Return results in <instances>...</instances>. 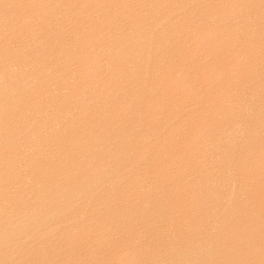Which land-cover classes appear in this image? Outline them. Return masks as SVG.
Masks as SVG:
<instances>
[{
	"label": "bare ground",
	"instance_id": "1",
	"mask_svg": "<svg viewBox=\"0 0 264 264\" xmlns=\"http://www.w3.org/2000/svg\"><path fill=\"white\" fill-rule=\"evenodd\" d=\"M0 264H264V0H0Z\"/></svg>",
	"mask_w": 264,
	"mask_h": 264
}]
</instances>
